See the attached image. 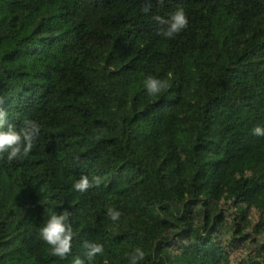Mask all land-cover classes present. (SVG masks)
Here are the masks:
<instances>
[{"label":"trees","instance_id":"obj_1","mask_svg":"<svg viewBox=\"0 0 264 264\" xmlns=\"http://www.w3.org/2000/svg\"><path fill=\"white\" fill-rule=\"evenodd\" d=\"M176 8L165 38L153 17ZM0 109L40 125L0 156V264H72L85 242L94 264H264V0H0ZM65 210L60 259L38 232Z\"/></svg>","mask_w":264,"mask_h":264},{"label":"clouds","instance_id":"obj_2","mask_svg":"<svg viewBox=\"0 0 264 264\" xmlns=\"http://www.w3.org/2000/svg\"><path fill=\"white\" fill-rule=\"evenodd\" d=\"M153 20L160 26V34L165 38H173L184 30L188 19L182 8H176L166 18L154 16ZM168 85L157 78L148 76L143 82V88L147 95L153 96L166 89ZM251 134L257 137H264V126L256 125ZM40 135V125L31 119L24 120L22 127L17 129L7 121V113L0 109V156L8 162H13L26 157L34 147V141ZM99 182L98 180L96 181ZM91 187L87 176L81 175L72 184L77 192H85ZM106 215L112 221L120 218V211L108 208ZM39 239L49 246L51 255L64 259L71 251L73 231L69 221V213L65 211L53 212L48 219L40 226ZM86 251L84 258L79 256L72 259V264H94L95 257L103 254V245L94 242H85ZM145 258V252L140 247H135L128 254L129 264H140Z\"/></svg>","mask_w":264,"mask_h":264}]
</instances>
